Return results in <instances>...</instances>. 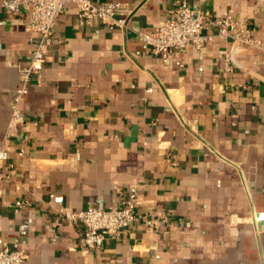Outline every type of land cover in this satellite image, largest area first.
Here are the masks:
<instances>
[{
  "label": "crops",
  "instance_id": "0c3cea01",
  "mask_svg": "<svg viewBox=\"0 0 264 264\" xmlns=\"http://www.w3.org/2000/svg\"><path fill=\"white\" fill-rule=\"evenodd\" d=\"M95 1L126 4L127 27L81 25L67 4L10 130L37 34L27 6L0 11V249L24 240L26 264H264V0ZM178 2L233 15L262 46L212 36L163 62L138 32L153 35ZM128 192L139 219L97 249L59 212Z\"/></svg>",
  "mask_w": 264,
  "mask_h": 264
},
{
  "label": "built area",
  "instance_id": "2783aa9c",
  "mask_svg": "<svg viewBox=\"0 0 264 264\" xmlns=\"http://www.w3.org/2000/svg\"><path fill=\"white\" fill-rule=\"evenodd\" d=\"M69 3L76 5L81 25L104 22L107 25L126 28L131 13L130 8L119 1L2 0L0 2V11L13 13L19 12L22 6H27L30 11L27 28L37 34L30 61L18 66L20 81L10 100L9 130L23 120L21 102L29 91L31 81L46 62L47 53L53 42L54 26ZM211 26L216 27L213 33L208 32ZM138 36L142 40L143 47L159 56L163 62H167L173 52L185 51L189 47L201 49L212 36L233 40L234 50L262 46L261 39L250 32H244L242 23L233 15L214 17L208 12L191 9L180 2L153 35L138 32ZM231 55L226 56V60H229ZM227 68L230 69L231 66ZM137 204L136 194L128 192L121 197L119 203L114 205L99 207L88 204L81 210L60 208L59 212L62 218L83 225L82 247L97 249L103 245L106 237L123 236L127 228L139 219L136 212ZM168 220V216L163 215L161 218L153 217L149 223L152 227L159 228L161 223H166ZM26 256L25 241H13L0 249V264H26Z\"/></svg>",
  "mask_w": 264,
  "mask_h": 264
},
{
  "label": "water",
  "instance_id": "95a60500",
  "mask_svg": "<svg viewBox=\"0 0 264 264\" xmlns=\"http://www.w3.org/2000/svg\"><path fill=\"white\" fill-rule=\"evenodd\" d=\"M257 225L260 227L264 225V212H258L256 214Z\"/></svg>",
  "mask_w": 264,
  "mask_h": 264
}]
</instances>
